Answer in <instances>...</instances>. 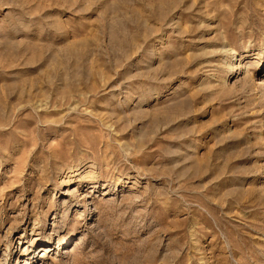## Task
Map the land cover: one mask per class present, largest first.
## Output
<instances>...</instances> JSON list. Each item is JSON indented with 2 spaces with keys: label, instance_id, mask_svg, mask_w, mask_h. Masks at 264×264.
<instances>
[{
  "label": "rangeland",
  "instance_id": "obj_1",
  "mask_svg": "<svg viewBox=\"0 0 264 264\" xmlns=\"http://www.w3.org/2000/svg\"><path fill=\"white\" fill-rule=\"evenodd\" d=\"M264 0H0V264H264Z\"/></svg>",
  "mask_w": 264,
  "mask_h": 264
},
{
  "label": "bare ground",
  "instance_id": "obj_2",
  "mask_svg": "<svg viewBox=\"0 0 264 264\" xmlns=\"http://www.w3.org/2000/svg\"><path fill=\"white\" fill-rule=\"evenodd\" d=\"M264 99V98H263Z\"/></svg>",
  "mask_w": 264,
  "mask_h": 264
}]
</instances>
